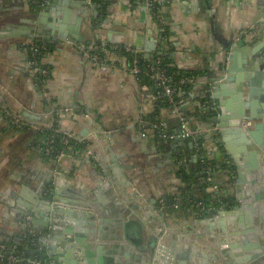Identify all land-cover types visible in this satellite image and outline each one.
<instances>
[{"label":"crops","instance_id":"crops-1","mask_svg":"<svg viewBox=\"0 0 264 264\" xmlns=\"http://www.w3.org/2000/svg\"><path fill=\"white\" fill-rule=\"evenodd\" d=\"M179 1L181 7L178 9L173 7L177 2L173 0V6L168 7L170 10H165V17L175 32L168 54L177 68L202 73L193 88L203 92L211 87L212 77L220 72V66L226 61L224 50L227 43L232 45L234 38L240 36L242 45H257L262 29L257 23L253 25V21L259 8L264 6V0ZM26 2L0 0V19L8 13L25 11ZM75 2L81 0H54L51 6L61 5L72 9V3ZM172 7L176 9L172 10ZM90 20L86 21L83 31L86 40L90 39L93 31L116 30L125 34V42L148 48L150 55L162 46L159 34L151 24L142 22L137 13H121L114 3L108 11L98 14L97 19ZM89 25L94 28L93 31ZM14 29L13 26L0 25V246H6L9 252L18 256L42 259L35 241L27 245L15 238L22 233L15 209L21 197L24 198L22 200H29L48 181L51 182L56 173L68 176L70 189L75 187L74 198L84 197V200L94 199L96 202L102 217V222L98 223L103 236L102 239L92 238L94 249L97 246L103 248L100 250L101 256L95 251L96 260L99 258L104 263L108 261L107 264H114L110 260L114 256L121 264H140L136 256L140 253L139 249L149 250L151 237L154 235L158 243L159 235L165 229L167 232L163 234L166 235L164 242L167 247L174 241L180 247L196 243L204 251V247L213 246L215 239L212 236L217 233L218 226L208 223V213L198 216L200 213L194 211L196 208L193 204L203 194L210 195L212 184L205 185L199 175L200 170L195 169V150L190 146V140L178 136L181 128L177 117L170 114L167 107L143 99L141 88L129 73L120 70L101 71L92 66L87 68L80 52L69 41H55L54 37L37 33L14 37L11 33ZM34 38L52 39L54 42L42 54L43 63L50 69V78L45 87L48 95L43 94L37 80L26 68L29 58L25 43ZM262 68L261 65L259 71ZM52 106L53 109L56 106L73 109L75 115L63 113L57 126L73 131L77 138L91 143L95 151H100L97 166L85 156L84 150L78 155L68 151L59 160L47 158L42 148L44 138L38 135V130L28 127L18 129L9 123L6 116L8 110L37 123L44 119L43 114L50 111ZM85 108L92 115L93 122L81 115ZM196 109L194 104L183 108L186 114L199 118ZM22 111L32 113L34 117L41 116V120L26 118ZM142 116L159 119L162 131L175 137L161 141L154 139L157 135L149 134L147 138L141 136L138 121ZM99 127L103 131L97 136ZM92 130L95 131L94 135ZM108 134L113 136L114 145L111 147L104 137ZM206 144L211 148L210 139ZM226 152L224 145L214 146L208 159L220 165L230 159ZM111 153L116 155L117 163L131 182L130 186L119 182L113 172L115 163ZM181 154L185 157V168L192 175L189 183L176 175ZM231 175L228 170L220 169L214 173V184L220 189V194L215 192L219 199L229 201L228 183L231 184ZM109 180L111 185L104 187V183ZM58 183L63 184L64 179L61 178ZM132 186L143 192L146 199L144 205L147 206L145 210L141 209L142 203L138 204L133 199ZM232 191L233 188L230 189ZM164 197H171L179 205L170 214L163 213L162 223L157 215V211H161L157 205H161L160 201ZM132 204L138 206L137 215L145 225L139 226V223L131 220L127 235L139 247L124 239L122 225L116 227L114 224L117 220L129 219L124 210L135 211L129 209ZM82 209L93 210L92 207ZM114 236L120 239H113ZM126 245H129V249H126ZM113 246H117L115 251ZM108 250L110 254L106 253ZM185 263L190 264L188 261Z\"/></svg>","mask_w":264,"mask_h":264},{"label":"water","instance_id":"water-1","mask_svg":"<svg viewBox=\"0 0 264 264\" xmlns=\"http://www.w3.org/2000/svg\"><path fill=\"white\" fill-rule=\"evenodd\" d=\"M26 1L25 11L8 13L0 19L2 27L15 28L11 31L14 37L37 33L54 37L55 41L86 42L83 35L86 21L97 19L99 14L98 10L86 6L85 0L72 3V9L61 5L51 6L54 0ZM254 19L253 25L257 23L262 29L257 45L251 47L253 44L250 43L241 46L227 43L226 70L211 79L212 95L222 115L207 119L218 122L220 144L224 145L235 169V176L230 179L231 184L228 183V203L213 209L206 216L208 223L218 226L217 233L212 236L215 243L204 247V251L196 243L180 247L174 241L169 247L158 250L159 244L153 235L149 250L138 248L140 253L136 256L140 264H186V261L190 264H264V6L259 8ZM89 28L91 31L94 29L90 25ZM106 37L115 44L126 40L125 34L116 30L107 31ZM145 50L148 56L149 49ZM257 53L260 56H256ZM261 65L263 68L259 71ZM22 115L34 121L41 120V116L34 117L28 111H22ZM243 120H251L253 125L243 129L240 126ZM102 131V127H99L97 136ZM104 137L109 147L114 145L112 134ZM111 157L115 163L112 169L119 182L130 186L131 182L117 163L116 155L111 153ZM61 178L64 179L63 184L58 183ZM68 179V176L56 173L52 181H48L29 200H22L24 198L21 197L17 201L16 220L22 233L15 238L27 245L35 241L40 249L38 254L45 264H107L108 261L104 263L103 259L96 260L94 257L95 251L101 256L100 250L103 249L101 246L94 249L92 239L103 237L98 223L102 222V217L96 202L94 199L84 200V197L74 198L75 187L70 189ZM104 184V187L110 186L111 181ZM85 207H92L93 210L84 211L82 208ZM119 208L124 210L122 206ZM129 209L136 213L124 210L129 219L117 220L114 224L116 227L122 225L124 239L139 247L127 235L128 227L131 220L142 227L145 223L137 215L136 204L130 205ZM158 216L162 222L163 216ZM113 239L120 237L114 236ZM116 247H112L113 251ZM126 249H129V245H126ZM110 252L106 251L107 254ZM110 260L114 264L122 263L114 256Z\"/></svg>","mask_w":264,"mask_h":264},{"label":"built area","instance_id":"built-area-1","mask_svg":"<svg viewBox=\"0 0 264 264\" xmlns=\"http://www.w3.org/2000/svg\"><path fill=\"white\" fill-rule=\"evenodd\" d=\"M111 4L117 5L118 9L121 10V13L124 12H134L140 15V20L144 23L151 24L158 32L160 40H161V47L158 48L156 51V58L153 59L150 63L143 66V70L140 67L139 56L143 55V57L147 58L146 50L144 47H140L138 44L132 43H121L115 44L110 42L107 37L106 33L107 30L103 31H94L92 36L86 42L81 41H69L75 48L80 52L81 60L84 65L88 68L89 66L95 67L101 71H108V70H120L129 73L133 79L138 83L139 87L141 88V97L143 99H149L154 101L157 104L165 105L170 111V114L177 117L181 133L178 135L180 138L188 139L192 142V146L195 150V156L199 163L201 164L200 172L204 175L203 179L204 182L209 186L212 184L213 192H217L216 188L217 185L214 184V173L219 170V167H213L211 161L208 160V156L211 152V148L217 146L221 142L220 136V129L218 127L217 121H212L207 118L212 117H219L222 115V111L220 110L216 100L213 98L212 95V88H208L203 92H198L197 89L193 87L196 85L198 81V76L196 74H187L179 77L176 81H173V77L169 75L166 67L162 65L161 58L163 54H168L169 47L171 45V40L174 39L175 32L174 29L169 25L167 21V17H165V13L169 6H173V0H108ZM175 1V0H174ZM176 7L177 9L181 7V1L176 0ZM102 1L101 0H85V5L96 9L99 11V14H102ZM170 3V4H169ZM169 5V6H168ZM113 7V6H112ZM172 10L176 9L173 8ZM111 9V8H110ZM109 10V9H108ZM170 10V9H168ZM121 24H124L121 21ZM107 29V28H106ZM110 31V30H108ZM44 40V39H43ZM42 40V41H43ZM241 37L237 36L234 38L232 45L241 46ZM28 47V50L32 57H30L26 62V68L29 70L31 75L35 77L37 80V85L43 91V94L48 95L47 90H45L48 80L46 77L49 75V68L46 64L40 60V63H37L35 60L36 55H39L47 50V46L44 42L38 41V39L34 38L30 41L25 43ZM224 64L220 66V71L218 74L224 73L227 66V56L229 53V49L224 50ZM169 55V54H168ZM188 55V53H187ZM186 55V56H187ZM129 58L131 61H129ZM171 65H174L173 62ZM179 69V67H178ZM181 70V69H179ZM147 75L152 85H140L139 84V73L142 72ZM183 72H188L191 70H181ZM193 72V71H191ZM217 74V75H218ZM189 85L191 86L190 91L187 93L185 90L182 89V86ZM45 91V92H44ZM194 104L196 106L197 113L199 114V118L192 117L186 112H184L183 108L186 105ZM57 108L52 109L48 112L43 114L44 119L40 122H33L27 119H24L20 114L12 113L6 110V116L9 120V123L18 128H35L37 130L48 129V133L46 139L51 142L54 137L58 136L62 133V138L64 143L66 144V151H62L55 156L56 160L61 159L63 155H65L68 151H72V145L70 141L73 140L76 143H85V156L92 161L93 165H98L99 157L101 156L100 151H95L92 144L89 142H85L76 137L73 131H68L61 129L57 126V123L63 113L68 112L72 116L75 115V112L72 108L69 107H60L56 106ZM82 116L87 118L89 121L93 122V117L89 113V110L85 108L82 111ZM202 116L204 118H202ZM148 117L142 116L139 118L138 127L140 128V134L143 137H148L149 134L157 135L158 139L161 141L167 138H173V135H167L162 131L161 122L157 118L147 119ZM253 125V121L251 120H243L240 123V126L245 129L247 127H251ZM92 135L95 134V131L92 130ZM98 133V132H97ZM96 133V134H97ZM211 140V148L206 144V141ZM48 142V143H49ZM49 147L44 149V153L46 156H49ZM226 164H231V159H226L224 161ZM178 165L180 167L185 168V157L181 154V158L178 160ZM235 176L233 172L231 178ZM131 195L133 199L137 201V203H142L141 209H146L147 206L144 204L146 203V199L143 195V192L139 190L136 186L131 187ZM219 196L215 193L213 197L214 200L212 201H201L198 200L194 204V207L200 213H204L208 211L211 213L213 209L211 205L217 200ZM221 200V205H226L228 201ZM160 203L163 205L164 201L161 199ZM175 208L178 207L179 203L172 204ZM171 206V205H170ZM219 207V206H218ZM161 211H157V215L163 216L162 208ZM160 212V213H159ZM167 230L163 231L166 234ZM161 233L159 236L157 247L159 249H163L166 245L164 242V235ZM9 252L8 248L4 245L0 246V261L6 256L8 264H45L42 259L38 257L29 258L24 256H18L16 253L9 252L8 255L6 253Z\"/></svg>","mask_w":264,"mask_h":264},{"label":"trees","instance_id":"trees-1","mask_svg":"<svg viewBox=\"0 0 264 264\" xmlns=\"http://www.w3.org/2000/svg\"><path fill=\"white\" fill-rule=\"evenodd\" d=\"M102 2V8H103V11L104 12H106V11H108V9H109V7H110V5H111V3H110V1H108V0H101ZM170 4V3H169ZM169 6V5H168ZM43 39H38V41H41V42H44L45 44H46V46H47V49L48 48H51L52 47V45H53V41H52V39H45V40H43ZM53 42V43H52ZM42 54L43 53H41V54H39V55H36V57H35V60H37V63H40V60H42ZM30 57H32L31 56V54H30V52H29V50H28V58H30ZM156 58V53L155 54H151V55H149L147 58H145V57H143V55H140L139 56V61H140V67L142 68V70H143V66H145V65H147L148 63H150L153 59H155ZM129 61H131V59L129 58ZM161 62H162V65L164 66V67H166V69H167V71H168V73H169V75H171L172 77H173V81H176L179 77H181V76H183L184 74L185 75H187V74H196V75H202V73H200V71H193V72H191V71H188V72H183V71H181V70H179L175 65H171L172 64V59H171V57L168 55V54H163V56H162V58H161ZM49 72H50V69H49ZM49 74V73H48ZM138 77H139V84L140 85H147V86H151L152 85V83H151V80H150V78L147 76V75H145L144 73H143V71L142 72H140L139 73V75H138ZM47 79H49L50 78V76L49 75H47V77H46ZM182 89L183 90H185L187 93L190 91V89H191V86H189V85H184V86H182ZM159 106H162V107H164L165 105H162V104H158ZM149 119H153V117L152 116H147ZM147 118V119H148ZM48 129L46 130V129H42V130H38V135L39 136H42L43 138H44V141H43V147L42 148H47V147H49L50 149H49V156H47V158H49V159H55V156L58 154V153H60V152H62V151H66V144L64 143V141H63V138H62V133H60L58 136H56V137H54V139L51 141V142H49L47 139H46V136H47V133H48ZM154 139L155 140H158V137H154ZM49 142V143H48ZM70 144L72 145V153L74 154V155H78V153L79 152H82L83 150H85V143H76L75 141H73V140H71L70 141ZM221 144L219 143L218 144V146H220ZM222 146V145H221ZM43 149V150H44ZM209 160V159H208ZM209 161H211V160H209ZM197 162V166H196V170H200L201 169V164L199 163V161L197 160L196 161ZM211 164H212V166L213 167H218V166H220L219 167V169L220 170H228L230 173H233V169H234V167H233V165H231V164H226L224 161L219 165V164H217L216 162H215V160H212L211 161ZM215 167V168H216ZM176 175L183 181V182H185V183H189L190 181H191V179H192V175L191 174H189V172H188V169H186V168H184V167H179L177 170H176ZM202 178L204 177V175L203 174H199ZM204 185V184H203ZM205 185H206V183H205ZM210 196H207V195H202L200 198H198L199 200H201V201H207L208 200V198H209ZM163 200H164V203H163V205L161 204H158L157 206H158V208H161V206H162V213H168V214H170L173 210H176L177 208H175L174 209V207H171L170 205H172V204H174V203H176V201L175 200H173L171 197H164L163 198ZM226 200V199H225ZM211 207L212 208H217L218 207V203L216 202H214L212 205H211ZM157 208V209H158ZM194 211L196 212V209H194ZM213 211V210H212ZM200 213V212H199ZM205 213H208V211H205ZM204 213H200V215H198V216H202ZM9 254V252H7L6 253V255H8ZM0 264H8V261H7V259H6V256L2 259V261H1V263Z\"/></svg>","mask_w":264,"mask_h":264},{"label":"rangeland","instance_id":"rangeland-1","mask_svg":"<svg viewBox=\"0 0 264 264\" xmlns=\"http://www.w3.org/2000/svg\"><path fill=\"white\" fill-rule=\"evenodd\" d=\"M90 23V22H89ZM210 189H212V187L210 188ZM216 190L218 191V193L220 194V189L219 188H216ZM210 197L208 198V200L207 201H212V200H214V196H215V193L213 192V190H212V192H210V195H209ZM217 199H219V198H217ZM217 203H218V206H220L221 205V200L219 199V201L217 200ZM173 205H171V207H172Z\"/></svg>","mask_w":264,"mask_h":264}]
</instances>
